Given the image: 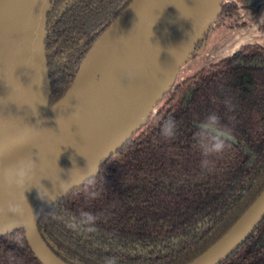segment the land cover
<instances>
[{
    "label": "trees",
    "instance_id": "16d2710c",
    "mask_svg": "<svg viewBox=\"0 0 264 264\" xmlns=\"http://www.w3.org/2000/svg\"><path fill=\"white\" fill-rule=\"evenodd\" d=\"M133 0H50L45 41L50 105L74 83L100 36ZM249 6L259 19L264 0L225 2L224 21ZM201 40L196 50L205 44ZM165 103L97 175L45 211L40 234L67 264H188L215 244L264 190V46L234 54L173 86ZM212 113L231 129L221 153L207 157L194 133ZM174 119L176 134L160 135ZM92 214L91 224L83 223ZM73 225L75 227H73ZM0 264H41L23 230L0 236ZM221 264H264V220Z\"/></svg>",
    "mask_w": 264,
    "mask_h": 264
},
{
    "label": "water",
    "instance_id": "95a60500",
    "mask_svg": "<svg viewBox=\"0 0 264 264\" xmlns=\"http://www.w3.org/2000/svg\"><path fill=\"white\" fill-rule=\"evenodd\" d=\"M42 1L0 0V40L26 35L23 57L29 76L21 107L28 133L0 143V236L23 230L41 264H67L43 240L41 215L95 177L148 124L226 0H157L150 20L84 93L85 70L133 0L94 43L74 83L53 106L45 47L50 0L46 7ZM25 158L34 163L32 180L10 186L3 170ZM9 202L17 206L15 212L8 211ZM263 220L264 190L215 244L188 264L223 263Z\"/></svg>",
    "mask_w": 264,
    "mask_h": 264
},
{
    "label": "bare ground",
    "instance_id": "6f19581e",
    "mask_svg": "<svg viewBox=\"0 0 264 264\" xmlns=\"http://www.w3.org/2000/svg\"><path fill=\"white\" fill-rule=\"evenodd\" d=\"M157 0H136L106 36L98 54L84 73V93L94 85L99 74L112 64L122 48L151 18ZM47 6V0L41 2ZM28 50L26 35L15 33L0 40V143L16 136L25 138L29 124L23 111L28 83V69L23 57ZM23 107V108H21Z\"/></svg>",
    "mask_w": 264,
    "mask_h": 264
},
{
    "label": "rangeland",
    "instance_id": "374dc122",
    "mask_svg": "<svg viewBox=\"0 0 264 264\" xmlns=\"http://www.w3.org/2000/svg\"><path fill=\"white\" fill-rule=\"evenodd\" d=\"M234 0H226V2ZM239 11L224 21H214L205 36L204 46L195 51L176 75L174 86L194 76L203 68L223 58L231 56L244 44L258 43L264 46V4L261 6L259 19H254L249 6L239 3ZM164 98L156 107V113L165 103ZM153 116V115H152Z\"/></svg>",
    "mask_w": 264,
    "mask_h": 264
},
{
    "label": "clouds",
    "instance_id": "9594fccd",
    "mask_svg": "<svg viewBox=\"0 0 264 264\" xmlns=\"http://www.w3.org/2000/svg\"><path fill=\"white\" fill-rule=\"evenodd\" d=\"M176 122L174 119H167L160 124V135L164 138H171L176 134ZM232 138L231 129L223 125L220 117L212 113L201 122L198 130L194 133L196 145L201 150L204 159L201 161V166L208 168L211 161L207 158L212 154L221 153ZM89 170V165L87 167ZM3 178L10 186L17 188L23 187L32 180L34 175V163L31 159L25 158L12 163L7 169L2 172ZM8 211L15 212L17 206L12 202L7 205ZM83 223L91 224L95 217L92 214L84 213ZM73 227H75L73 225ZM104 264H119L115 256L106 257Z\"/></svg>",
    "mask_w": 264,
    "mask_h": 264
},
{
    "label": "crops",
    "instance_id": "0c3cea01",
    "mask_svg": "<svg viewBox=\"0 0 264 264\" xmlns=\"http://www.w3.org/2000/svg\"><path fill=\"white\" fill-rule=\"evenodd\" d=\"M245 45V44H244Z\"/></svg>",
    "mask_w": 264,
    "mask_h": 264
},
{
    "label": "flooded vegetation",
    "instance_id": "af4514ba",
    "mask_svg": "<svg viewBox=\"0 0 264 264\" xmlns=\"http://www.w3.org/2000/svg\"><path fill=\"white\" fill-rule=\"evenodd\" d=\"M255 44V43H254Z\"/></svg>",
    "mask_w": 264,
    "mask_h": 264
}]
</instances>
